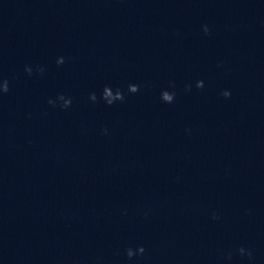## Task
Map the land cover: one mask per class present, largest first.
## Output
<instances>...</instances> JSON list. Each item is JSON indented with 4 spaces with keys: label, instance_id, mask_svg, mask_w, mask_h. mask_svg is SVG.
<instances>
[{
    "label": "clouds",
    "instance_id": "1",
    "mask_svg": "<svg viewBox=\"0 0 264 264\" xmlns=\"http://www.w3.org/2000/svg\"><path fill=\"white\" fill-rule=\"evenodd\" d=\"M203 31L205 34H207L209 32V28L207 25L203 26ZM57 64H63L64 63V58L63 57H59L57 59ZM37 71H39L41 74L43 73V68H38ZM25 72H27L29 75L32 74L33 69L30 66H26L25 67ZM196 87L197 88H202L203 87V81H197L196 82ZM9 91V82L6 79L0 80V96H2L3 94L8 93ZM127 91L129 93L135 94L139 91V86L136 84H129ZM222 95L224 97H229L230 96V92L229 91H224L222 93ZM174 96L175 93H170L168 91H162L161 93V99L166 102V103H172L174 100ZM125 98L124 96V92L120 89L117 88L115 91H113V89L110 86H105L103 88L102 94L100 99H102L106 104L108 105H112L113 103H115L116 101H123ZM57 99L59 101H62V104L60 105L62 108L67 109L68 107L71 106V99L70 98H65V96L63 94L59 95L57 97ZM89 99L92 100L93 102L97 101V96L95 93L90 94ZM48 103L50 105L55 106V101L49 99ZM105 133L107 132V129L104 130ZM218 217L216 216V214H213V219H217ZM241 255L245 254V249L243 247H241L239 250ZM145 252V248L143 246H139L138 248H136L135 250H133V248L129 247L125 250V254L127 256V258L129 260H131L134 256L136 255H142ZM248 257L251 259L252 258V252L248 251L247 252Z\"/></svg>",
    "mask_w": 264,
    "mask_h": 264
}]
</instances>
